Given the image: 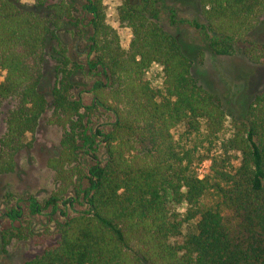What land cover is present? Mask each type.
<instances>
[{"label":"trees","instance_id":"trees-1","mask_svg":"<svg viewBox=\"0 0 264 264\" xmlns=\"http://www.w3.org/2000/svg\"><path fill=\"white\" fill-rule=\"evenodd\" d=\"M102 1L82 4L90 28L87 68L94 72L85 106L70 95L74 70L60 44L50 100L39 88L47 48L68 30L72 6L65 0H0V115L3 103L13 102L0 137V176L14 171L17 155L29 145L27 134L51 108L52 121L65 130L59 153L46 162L59 186L43 205L29 198V212L73 204L62 199L71 187L74 200L86 207L57 222L51 242L19 264H264V90L240 117L230 116L224 133L229 114L222 99L198 83L194 60L158 20L166 0H121L117 20L131 30L127 48L106 22ZM196 1L203 22L192 24L207 49L264 64V41L251 39L264 17V0ZM168 13L172 24L180 21L174 8ZM153 65L161 67L162 88L145 76ZM96 108L112 117L108 131L84 122V111ZM177 126L183 132L175 139ZM97 137L103 163L95 153ZM83 148L93 152L86 166ZM205 159L210 164L200 176L197 167ZM207 196L213 204L204 202ZM181 204L186 208L178 217L171 206ZM21 214L19 205L5 213L11 221ZM26 233L15 226L3 244L15 236L30 235L38 245L50 239Z\"/></svg>","mask_w":264,"mask_h":264},{"label":"rangeland","instance_id":"rangeland-1","mask_svg":"<svg viewBox=\"0 0 264 264\" xmlns=\"http://www.w3.org/2000/svg\"><path fill=\"white\" fill-rule=\"evenodd\" d=\"M24 4H31L33 0H20ZM72 6L73 18L68 30L59 33L58 40H52L47 48L46 59L43 67V75L40 82V90L46 98L50 100L51 90L57 83L56 66L59 62V55L54 48H59V44L67 48L69 58L68 68L74 70L72 78L73 87L70 95L73 98H81L83 104L88 106L91 102V93L89 88L93 81V73L87 68L88 42L87 36L90 28L87 26L89 16L82 10V4L85 0H65ZM121 0H103L106 22L114 27L120 38V44L127 48L131 30L119 24L117 20V7ZM159 12V22L161 26L173 35H175L184 46L190 57L194 60L191 68L194 77L198 83L205 88L215 91L220 96L225 105L227 113L225 118L223 132L230 130V116L240 117L239 115L252 100L253 95L264 90V64L253 63L241 53L234 55H217L207 49L206 38L200 29L192 24L193 20L201 23L196 0H166ZM174 8L177 13L178 23L172 24L169 21L168 10ZM78 23V25H76ZM251 39L264 41V17L260 25L251 34ZM199 50L203 53L198 56ZM158 65H153L146 72L145 76L155 88H162V70ZM5 71L0 70V82L3 80ZM13 102L6 101L2 105V115L0 120V137L5 131V117L7 111L11 109ZM84 122L87 127L94 129L100 128L103 131L110 129L112 117L100 108L84 111ZM52 109L48 108L46 113L41 116L34 134L28 133L26 138L29 145L24 148L16 158L14 171L0 176V264H19L25 259L39 253L45 244L51 242L54 235L57 222L64 218L84 210L86 207L79 200H74L75 193L73 188H68L62 195L63 200H71L73 204H59L57 212H53L51 207H44L41 213L31 214L28 209V199L35 198L38 203L43 205L45 201L58 188L54 172L46 165L47 159L57 155L60 151V142L65 135L62 126L55 124L52 120ZM183 132L182 126L173 129L175 139ZM96 138L97 150L95 153L98 159L103 163L106 159L103 143ZM83 151L80 153V162L82 166L89 165L93 159L92 151ZM210 164L205 159L198 164L197 170L200 176H203ZM66 201V202H67ZM206 204H213L210 196L205 198ZM19 205L22 211L19 220L11 221L5 215L10 209ZM172 209L182 217L186 205H172ZM65 212L63 214L62 212ZM223 214H227L223 212ZM15 226L20 227L24 234L28 231L33 236L44 235L47 239L44 244L38 245L27 237L18 239L16 236L9 239L7 244H3V235L15 232ZM22 234V233H21ZM180 240V238H178Z\"/></svg>","mask_w":264,"mask_h":264}]
</instances>
